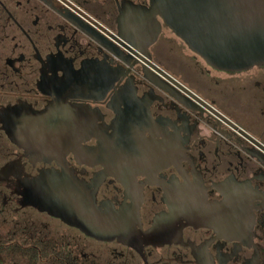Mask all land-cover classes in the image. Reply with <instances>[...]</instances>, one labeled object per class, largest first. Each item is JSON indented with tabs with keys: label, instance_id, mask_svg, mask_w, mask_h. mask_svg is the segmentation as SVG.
I'll list each match as a JSON object with an SVG mask.
<instances>
[{
	"label": "flooded vegetation",
	"instance_id": "flooded-vegetation-1",
	"mask_svg": "<svg viewBox=\"0 0 264 264\" xmlns=\"http://www.w3.org/2000/svg\"><path fill=\"white\" fill-rule=\"evenodd\" d=\"M130 4L0 0V264H264V62L215 69L162 25L186 84L158 39L150 64L116 43ZM49 178L123 232L41 208Z\"/></svg>",
	"mask_w": 264,
	"mask_h": 264
},
{
	"label": "water",
	"instance_id": "water-1",
	"mask_svg": "<svg viewBox=\"0 0 264 264\" xmlns=\"http://www.w3.org/2000/svg\"><path fill=\"white\" fill-rule=\"evenodd\" d=\"M129 6V15L120 11L116 43L131 59L150 64L148 49L164 25L215 69L240 71L264 62V0H149L148 6ZM45 183L33 189L32 199L41 208L100 240L123 232L122 223L112 222L91 200H82L68 188L64 196L57 178Z\"/></svg>",
	"mask_w": 264,
	"mask_h": 264
},
{
	"label": "rangeland",
	"instance_id": "rangeland-1",
	"mask_svg": "<svg viewBox=\"0 0 264 264\" xmlns=\"http://www.w3.org/2000/svg\"><path fill=\"white\" fill-rule=\"evenodd\" d=\"M177 48L181 47L176 42H164L163 37H160L157 43L152 47L151 52L153 51L154 60L157 63L161 64L167 71L186 84L194 87V80H192L193 74L183 70L182 65L179 63V59L182 60L183 58H181V56L179 57ZM185 62H187V60ZM241 123L250 131L256 132L257 127L255 126L253 116L243 114Z\"/></svg>",
	"mask_w": 264,
	"mask_h": 264
}]
</instances>
